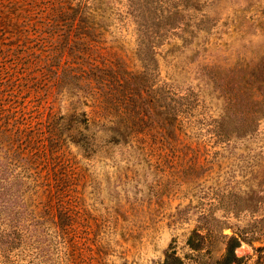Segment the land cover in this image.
<instances>
[{
  "label": "rangeland",
  "instance_id": "374dc122",
  "mask_svg": "<svg viewBox=\"0 0 264 264\" xmlns=\"http://www.w3.org/2000/svg\"><path fill=\"white\" fill-rule=\"evenodd\" d=\"M105 2L107 44L115 50L120 41L147 80L133 115L135 136L109 152H82L92 157L80 162L89 176L82 207L92 223L85 245L44 242L28 264H68L70 253L86 264H159L167 248L182 255L188 236L200 240L192 230L212 246V258L222 249L220 233L252 237L235 253L253 261L264 245V117L241 136L223 137L216 121L228 79L264 55V0ZM164 107L186 111L165 121ZM21 263L15 250L0 256V264Z\"/></svg>",
  "mask_w": 264,
  "mask_h": 264
},
{
  "label": "trees",
  "instance_id": "16d2710c",
  "mask_svg": "<svg viewBox=\"0 0 264 264\" xmlns=\"http://www.w3.org/2000/svg\"><path fill=\"white\" fill-rule=\"evenodd\" d=\"M106 3L0 0V256L15 250L21 264L34 260L44 242L73 250L85 245L92 223L82 207L81 186L89 176L80 162L92 157L82 152H109L135 136L133 115L147 80L128 63L120 41L115 50L107 44L111 7ZM226 84L231 89L217 133L250 134L264 117V55ZM236 101L245 106L234 108ZM185 111L164 107L162 113L169 121ZM192 233L200 240L188 236V252L167 248L159 264H264V245L255 248L253 261L235 253L252 237L220 233L222 249L212 258V246ZM70 254L68 264H86Z\"/></svg>",
  "mask_w": 264,
  "mask_h": 264
}]
</instances>
